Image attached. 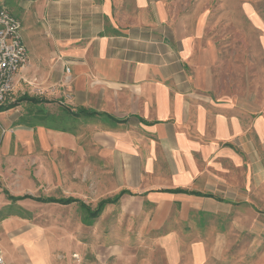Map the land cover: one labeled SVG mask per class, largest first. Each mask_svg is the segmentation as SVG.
Instances as JSON below:
<instances>
[{
  "label": "crops",
  "instance_id": "crops-1",
  "mask_svg": "<svg viewBox=\"0 0 264 264\" xmlns=\"http://www.w3.org/2000/svg\"><path fill=\"white\" fill-rule=\"evenodd\" d=\"M174 5L0 0L29 43L0 109V180L18 211L49 221L0 223L24 264L59 262L42 229L58 219L91 243L107 229L112 264H260L229 245L245 241V211L261 213V93L226 86L211 13ZM147 240L150 256L126 252Z\"/></svg>",
  "mask_w": 264,
  "mask_h": 264
},
{
  "label": "rangeland",
  "instance_id": "rangeland-1",
  "mask_svg": "<svg viewBox=\"0 0 264 264\" xmlns=\"http://www.w3.org/2000/svg\"><path fill=\"white\" fill-rule=\"evenodd\" d=\"M174 3L176 5L174 8L182 12L211 13L209 18V23L212 25L210 33L214 39L217 38L218 42L225 46L223 50L226 51L228 60L223 62L228 65L230 72L235 71L225 79L227 80L226 86L240 90L243 88L258 91L261 93V104L264 105V0H174ZM8 10L13 14L11 8ZM21 35H24V30L21 31ZM25 44L29 47L26 39ZM242 67L245 68L247 74L245 77L241 73ZM0 109H3L2 105H0ZM0 122L4 123L1 118ZM13 189V186L10 185L8 190V186L0 180V223L21 213L30 219L37 216L36 222H49L45 221L46 212L42 209L30 211V213L23 210L22 212L18 211L13 200H8ZM254 202L261 208V213L250 214L249 211H245V220L248 222L245 226V241L243 244L241 242L230 243L229 248L236 250L239 245H242L247 257L257 256L256 263L264 264V179L260 196L256 195ZM56 223L57 226H42V229L54 257H59L57 264H112L113 260L109 262H105V260L110 253L109 247L116 243L108 242L112 238L103 235L107 229H101L99 242L91 243L87 241L90 236L82 235L81 228L60 226V219ZM231 229L230 231H232ZM82 236H84L85 242L81 241ZM85 245L87 249H83ZM124 246L126 252L141 253L142 257L150 256L153 251L157 250L155 244L149 240L143 243H126ZM0 247L3 249L1 252L4 251L5 260H11L13 264H24L21 253L11 243L4 230L0 232ZM96 247H99L97 250L99 253L95 252L94 255L100 256V262L96 258H92L94 257L92 251ZM136 261L141 262L142 260L134 259V262Z\"/></svg>",
  "mask_w": 264,
  "mask_h": 264
},
{
  "label": "built area",
  "instance_id": "built-area-1",
  "mask_svg": "<svg viewBox=\"0 0 264 264\" xmlns=\"http://www.w3.org/2000/svg\"><path fill=\"white\" fill-rule=\"evenodd\" d=\"M22 23L8 9H0V105L16 87V79L28 61L22 36ZM0 264H6L0 250Z\"/></svg>",
  "mask_w": 264,
  "mask_h": 264
}]
</instances>
